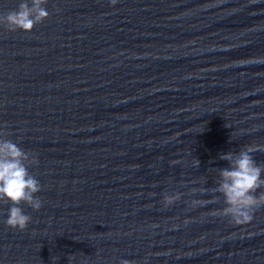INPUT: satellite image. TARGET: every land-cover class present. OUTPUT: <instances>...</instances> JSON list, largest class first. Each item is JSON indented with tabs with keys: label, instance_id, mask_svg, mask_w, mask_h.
I'll use <instances>...</instances> for the list:
<instances>
[{
	"label": "water",
	"instance_id": "obj_1",
	"mask_svg": "<svg viewBox=\"0 0 264 264\" xmlns=\"http://www.w3.org/2000/svg\"><path fill=\"white\" fill-rule=\"evenodd\" d=\"M45 7L31 32L0 26V128L43 200L23 231L0 201V264H264V206L237 225L210 191L221 153L264 148V0Z\"/></svg>",
	"mask_w": 264,
	"mask_h": 264
},
{
	"label": "clouds",
	"instance_id": "obj_2",
	"mask_svg": "<svg viewBox=\"0 0 264 264\" xmlns=\"http://www.w3.org/2000/svg\"><path fill=\"white\" fill-rule=\"evenodd\" d=\"M48 0H22L16 9L0 14V26L9 31L21 30L31 32L33 28L48 18L49 12L45 5ZM115 6L119 0H109ZM225 127H227L225 125ZM9 132L0 128V201L10 203L6 225L13 230H25L32 217L25 214L22 204L34 211H39L43 200L37 195L42 185L29 172L30 166L38 164L36 156L25 151L8 138ZM264 151V148L244 145L239 152L221 153L219 159L228 162V167L217 168L216 187L213 193H219L224 198V207L216 214L229 218L237 225H246L254 218V213L264 206V162L257 163L253 153ZM200 161L196 159L195 167L199 168ZM202 192L205 189L201 190ZM259 191V195L257 192ZM182 193L163 194V204L167 208L181 199ZM199 203V201H193ZM70 264V261H69ZM120 264H129L121 260Z\"/></svg>",
	"mask_w": 264,
	"mask_h": 264
}]
</instances>
